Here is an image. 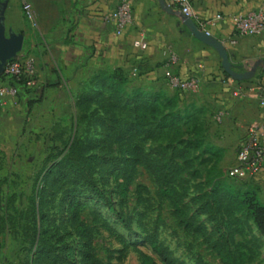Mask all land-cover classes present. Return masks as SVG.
Returning a JSON list of instances; mask_svg holds the SVG:
<instances>
[{
  "label": "rangeland",
  "instance_id": "obj_1",
  "mask_svg": "<svg viewBox=\"0 0 264 264\" xmlns=\"http://www.w3.org/2000/svg\"><path fill=\"white\" fill-rule=\"evenodd\" d=\"M4 1L7 32L25 35L18 55L35 63L38 80L39 60L52 69L45 62L51 54L43 51V42L63 33L61 26L42 31L29 0L0 3ZM77 68L71 83L53 81L42 94L41 84L35 83L25 90L29 102L0 108V264H84L87 240L79 223L87 228L97 264H143L142 253L158 264H168L164 257L175 264H224L218 247L229 249L240 264H264V236L241 203L247 190L260 198V187L252 182L258 174L242 180L226 175L247 136L243 139L235 127L218 123L213 113L208 117L204 104L187 103L179 91L135 82L126 72L127 84L119 95L134 102L140 90L141 99L158 105L163 114H175L178 129L157 127L159 116L145 126L151 133L120 135L123 121L135 119L139 111L112 109L120 120L112 122L90 95H114L117 91L109 85L102 88L92 79L122 67L82 61ZM75 139L81 141L75 150L80 165L84 168L85 157L91 158L94 187L84 179L76 181L74 171L60 175L54 170ZM162 181L178 191L201 230L179 224L171 201L160 195ZM71 187L79 192L64 199ZM149 234L161 251L146 242ZM40 238L42 251L37 248Z\"/></svg>",
  "mask_w": 264,
  "mask_h": 264
},
{
  "label": "crops",
  "instance_id": "obj_2",
  "mask_svg": "<svg viewBox=\"0 0 264 264\" xmlns=\"http://www.w3.org/2000/svg\"><path fill=\"white\" fill-rule=\"evenodd\" d=\"M29 1L42 31L59 23L63 32L56 38L51 37L48 43L43 42V51L51 54L45 62L52 69L38 61L36 83L42 86L39 94L53 81L60 83L59 86L71 83V77H76L77 66L82 61L89 64L100 62V68L111 62L115 67L121 66L135 82L164 87L169 92L179 91L187 103L204 104L209 109L208 117L213 113L218 123L235 127L234 131L243 139L250 126L259 125L264 143V114L256 89L258 84H264V34L241 36L232 31L229 18L212 28L213 35L226 45L236 67L250 69L261 60L253 78L238 81L224 74L218 52L196 39L183 24L180 14L162 10L158 0H129L134 7V20L122 34H117L113 23L104 19L121 0ZM190 1L206 19L217 13L236 15L253 7L264 9V0ZM52 48L56 50L54 55ZM173 55L177 61L169 63ZM167 69L183 79L194 76L197 83L186 90L175 88L165 76ZM29 96L28 92L21 90L17 102H29ZM252 182L260 187V198L264 202V166Z\"/></svg>",
  "mask_w": 264,
  "mask_h": 264
},
{
  "label": "trees",
  "instance_id": "obj_3",
  "mask_svg": "<svg viewBox=\"0 0 264 264\" xmlns=\"http://www.w3.org/2000/svg\"><path fill=\"white\" fill-rule=\"evenodd\" d=\"M224 74L227 77H230L225 71ZM108 77H107V76ZM103 75V73H98L92 81L98 80L96 83L97 85H100L103 87H106L107 85L110 86L111 91H117L114 93V95H111L108 98L102 97V92L95 93L96 95H93L94 97H91L90 99L99 102L101 108L106 112L107 115L110 116V121L119 123L120 120H117L115 115L113 114V110L117 108H123L128 109L131 112L139 111L138 117L135 119H130L128 121H123L126 125L125 128H123L120 131V135L126 134L128 132L133 131H141V132H147L151 133L153 131H149V129H145L146 125H151V122L157 120V118L160 117L158 121L157 127H172L174 129H178V122L177 119L173 116L175 114H163V109H161L158 105H156L153 102L150 101H144L141 99L140 90L135 91L136 94L134 96V102L126 101L123 99L119 93L121 91V86H125L127 84V76L125 74V71L122 68H117L116 70L112 71L109 74ZM102 76H106L108 79L104 80L102 79ZM4 79L3 76H0V80ZM16 81L12 80L11 83H15ZM19 92L21 90H27V86L24 81L17 82ZM83 98V97H82ZM81 98V99H82ZM80 99V101H81ZM113 109V110H112ZM163 114V115H162ZM106 128L109 129V126L106 125ZM81 144L80 140H74L68 154L64 159H62L60 162L57 163V165L54 167L56 173L62 175H70L71 172H75L76 174V181H80L81 179H84L89 185L95 186L92 179V174L90 173V165H88V161L91 162V158L85 157V164H83L84 168L80 165V161L76 160L75 157V150L78 148V146ZM135 148V147H134ZM147 163L151 165L152 159H150L148 156H146ZM151 162V163H150ZM90 169V170H89ZM96 189V188H95ZM123 193L127 190V183L123 186ZM76 192H79V189L77 187H71L64 191L65 198H70L73 195H75ZM160 195L162 197H167L173 207H174V213L179 221V224L184 226L188 230H195L199 231L201 230L200 226H196L193 222V215H189L184 208L182 204V197L178 193V191L172 187L171 185H167L165 182L162 181L161 187H160ZM241 203L243 204V207L247 210L250 217L253 219L257 229L261 233V235L264 236V202L258 197L256 191L253 190H247L241 194ZM74 202H71V208L74 207ZM37 218V217H36ZM121 221L126 224V221L123 216H121ZM128 226V225H127ZM37 226L35 225V234L37 231ZM129 227V226H128ZM78 230L83 234V237L87 240L84 253H83V262L84 264H97V261L93 255L92 250V244L89 239V236L87 234V228L82 223H79ZM146 242L152 247L155 251H161V248L158 244V241L156 240V237L152 234L146 235L145 237ZM35 240V238H33ZM43 243L44 241L41 240V238L37 242V248L38 250L42 251L43 249ZM225 246V245H224ZM218 254L220 256V260L224 264H240L238 259L235 257H232V252L228 249L227 251H224L222 248H217ZM40 255H43L40 253ZM50 255V254H49ZM143 257V264H158L151 256L148 254L142 253ZM168 257H164L165 260H168V264H175L173 260L167 259Z\"/></svg>",
  "mask_w": 264,
  "mask_h": 264
},
{
  "label": "built area",
  "instance_id": "obj_4",
  "mask_svg": "<svg viewBox=\"0 0 264 264\" xmlns=\"http://www.w3.org/2000/svg\"><path fill=\"white\" fill-rule=\"evenodd\" d=\"M175 10H178L183 19L191 18L200 29L212 34V28L225 19H231L232 31L241 36H260L264 34V9L261 7L249 8L236 15L217 13L212 18H203L190 0H166ZM106 21L114 25L115 32L122 34L134 20V7L129 0H121L117 7L104 16ZM138 43V42H137ZM177 58L172 56L169 63H175ZM169 65V64H168ZM166 65V66H168ZM168 68V67H167ZM0 80V108L10 106L17 101L19 89L17 82L24 81L27 87L37 82V67L35 63L24 56L17 55L9 60ZM168 82L175 88L186 90L197 83L194 76L181 78L171 70L165 71ZM16 81L11 83V81ZM260 108L264 114V84L256 86ZM259 125H252L247 130V137L241 143L234 165L227 169L226 175L230 178L242 180L260 173L264 166V143Z\"/></svg>",
  "mask_w": 264,
  "mask_h": 264
},
{
  "label": "water",
  "instance_id": "obj_5",
  "mask_svg": "<svg viewBox=\"0 0 264 264\" xmlns=\"http://www.w3.org/2000/svg\"><path fill=\"white\" fill-rule=\"evenodd\" d=\"M158 3L165 12L169 14H180L166 0H158ZM7 5L8 1L0 3V76L3 74L6 63L22 51L25 43V35L23 33L15 32L12 29L7 32L5 23ZM183 24L196 39L213 47L218 52L222 67L231 78L241 81L254 77L257 68L261 65V60L256 61L250 69L240 71V68L236 67L230 60L228 49L223 41L200 29L191 18L183 19Z\"/></svg>",
  "mask_w": 264,
  "mask_h": 264
}]
</instances>
